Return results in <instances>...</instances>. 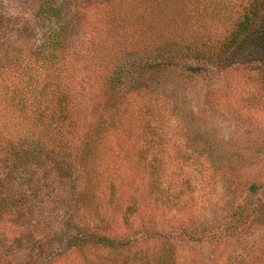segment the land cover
<instances>
[{"label": "trees", "instance_id": "obj_1", "mask_svg": "<svg viewBox=\"0 0 264 264\" xmlns=\"http://www.w3.org/2000/svg\"><path fill=\"white\" fill-rule=\"evenodd\" d=\"M44 2L50 5L48 0ZM147 2L136 0L132 7L136 10ZM51 6L49 15L42 7L38 13L52 20L39 41H27L21 31L12 35L0 30V264H50L68 250L88 245L109 249L111 256L98 264H177V244L172 237L161 241L152 260L148 242L153 236L136 241L115 235L116 215L105 209L120 210L122 205L115 201L119 185L110 180L102 189L101 175L106 162L115 156L114 140L131 139L134 134L131 90L141 73L181 58L192 62L182 65L188 76L212 75L219 66L225 67L228 54L254 31L259 9L252 2L248 13L227 26L216 42L206 37L199 41L190 26L182 35L179 22L174 21L167 22L161 37H155L143 27L144 22L127 20L133 13L126 9L130 17L107 28L106 33H114L117 39L108 43L106 38L99 47L96 31L82 29L80 10ZM166 11L167 16L172 13ZM168 44L181 45L180 56L132 60L112 67L122 52L148 46L161 49ZM256 44L255 50H264V45ZM239 64L257 72L264 84L263 60ZM88 99L94 100L90 113H86ZM92 113L91 121L88 115ZM146 114L141 127L143 144L137 153L147 170L150 191L155 192L162 190L166 175L168 120L155 105L146 107ZM189 158L179 151L176 161ZM193 188L191 176H184L179 195L189 194L192 200ZM258 188L251 183L247 192L254 194ZM137 201L134 197L124 207L121 220L127 228L140 212ZM245 206L239 203L217 225L201 228L199 240L207 236L218 239V227L230 233L244 227L255 212L247 213ZM254 209L263 220L264 198ZM198 221L193 218L191 222ZM252 260L238 255L223 264H252Z\"/></svg>", "mask_w": 264, "mask_h": 264}, {"label": "rangeland", "instance_id": "obj_2", "mask_svg": "<svg viewBox=\"0 0 264 264\" xmlns=\"http://www.w3.org/2000/svg\"><path fill=\"white\" fill-rule=\"evenodd\" d=\"M44 1L0 0V30L12 35L21 31L27 41H39L52 20L38 13L42 7L49 15L51 5L56 4L80 10L82 29L96 31L94 39L99 47L106 38L110 40L108 43L117 39L114 33H106L107 28L128 17L126 9L133 13L127 20L132 19L134 24L144 22L143 27L155 37H161L167 22L174 21L179 22L178 32L182 35L190 26L199 41L206 37L216 42L227 26L248 13L252 2L256 3L259 14L254 31L228 54L225 67L219 66L212 75L188 76L189 71L182 65L192 62L181 58L141 73L131 90L135 100L134 134L131 139L114 140L115 156L105 164L101 188L105 189L110 180L119 185L115 201L122 205L120 210L114 211L112 206L105 209L116 215L115 235L136 241L153 236L148 242L152 260L158 255L161 241L172 237L177 244L174 258L177 264H223L238 255L245 261L252 258V264H264V219L260 220L259 211L254 209L264 198V84L257 72L239 64L258 58L264 61V50H255L256 43L264 45V0H148L147 4L137 5L136 10L132 7L136 0H48L50 5ZM162 9L172 13L167 16ZM181 48L179 44L163 45L161 49L136 47L122 52L111 66L132 60L161 59L164 55L180 56ZM87 105L86 113H90L94 100L88 99ZM154 105L168 122L166 175L162 190L152 192L137 148L143 144L141 127L147 118L146 107ZM92 118L93 113L88 115L89 120ZM179 151L190 155L189 160L178 163ZM184 176H191L192 200L189 194L179 195ZM251 183L259 188L250 195L247 186ZM178 195L181 197L177 198ZM134 197L138 199L140 212L127 228L122 223V214ZM239 203L246 205L247 213L255 211L248 214L244 227L234 233L218 227V239L207 236L199 240L201 228L217 225ZM193 218L199 221L192 224ZM195 225L199 228L193 230ZM110 254L106 247L88 245L83 249L72 248L50 264H98Z\"/></svg>", "mask_w": 264, "mask_h": 264}]
</instances>
